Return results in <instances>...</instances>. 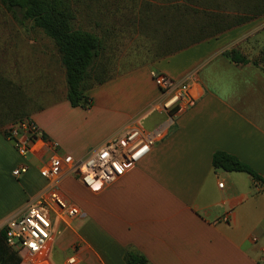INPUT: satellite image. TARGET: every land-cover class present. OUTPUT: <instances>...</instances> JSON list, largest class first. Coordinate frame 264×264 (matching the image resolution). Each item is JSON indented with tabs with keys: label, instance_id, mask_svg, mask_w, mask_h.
<instances>
[{
	"label": "crops",
	"instance_id": "crops-1",
	"mask_svg": "<svg viewBox=\"0 0 264 264\" xmlns=\"http://www.w3.org/2000/svg\"><path fill=\"white\" fill-rule=\"evenodd\" d=\"M263 47L261 16L151 63L110 73L87 92L89 109L70 106L62 69V99L25 112L45 135L31 143L19 137L30 147L26 157L3 134L12 121L4 117L0 230L51 189L39 175L50 155L47 142L58 143V155L76 161L124 126L151 131L163 122L164 115L152 109L161 99L150 76L155 71L188 81L192 105L175 116L144 159L110 185L89 190L62 172L57 183L80 215L69 222L54 217L68 228L52 227L47 259L53 264L55 252L60 264L73 258L74 264H125V252L133 251L148 264H264V184L212 167L213 154L224 152L264 179V58L253 66L223 56L238 49L246 59L260 60ZM21 167L26 173L14 177Z\"/></svg>",
	"mask_w": 264,
	"mask_h": 264
},
{
	"label": "rangeland",
	"instance_id": "rangeland-1",
	"mask_svg": "<svg viewBox=\"0 0 264 264\" xmlns=\"http://www.w3.org/2000/svg\"><path fill=\"white\" fill-rule=\"evenodd\" d=\"M69 1L74 27L103 41L100 62L105 75L151 63L191 41V32L185 33L207 20L202 13H224L232 22L233 16H251L263 9L255 6L262 0H189L186 5L194 13L182 11L185 0ZM64 89L56 46L31 22L22 21L0 3V125L4 117L13 120L61 100ZM54 219V228H68ZM51 261L60 264V255L53 252ZM20 264H25L22 258Z\"/></svg>",
	"mask_w": 264,
	"mask_h": 264
},
{
	"label": "built area",
	"instance_id": "built-area-1",
	"mask_svg": "<svg viewBox=\"0 0 264 264\" xmlns=\"http://www.w3.org/2000/svg\"><path fill=\"white\" fill-rule=\"evenodd\" d=\"M150 76L161 92V99L152 105V109L164 115L163 122L153 130L145 131L133 125L124 126L96 150L76 161L69 155H58V143L47 142L50 155L46 165L39 170V175L52 183L51 189L4 226L7 246L16 250L25 263L50 264L45 252L52 239L53 218L69 222L80 215L78 206L67 199L57 183L63 171H69L89 190L110 185L144 159L155 144L165 137L175 116L192 105L188 81H173L155 71H151ZM4 135L14 143V148L21 157L30 153L27 142L45 138L32 118L11 123L4 129ZM21 136L27 142L20 143ZM26 171V167H21L14 170L12 175L19 177ZM219 186L222 187L221 184ZM74 262L73 258L67 263Z\"/></svg>",
	"mask_w": 264,
	"mask_h": 264
},
{
	"label": "trees",
	"instance_id": "trees-1",
	"mask_svg": "<svg viewBox=\"0 0 264 264\" xmlns=\"http://www.w3.org/2000/svg\"><path fill=\"white\" fill-rule=\"evenodd\" d=\"M185 0L182 4L184 13L195 12L190 9ZM1 5L14 14L19 15L21 20L31 22L32 26L39 29L56 46L60 58L61 67L64 70L66 83V100L73 108L89 109L92 105L87 92L93 86L100 85L109 79L105 66L100 62L103 52V41L95 33L74 27L75 15L69 0H0ZM262 5L263 9L251 16L241 15L231 17L227 14L213 15L202 13L207 20L193 30L189 35L191 41L181 44L173 52L186 49L195 44L204 42L218 36L232 28L241 26L258 17L264 16V0L256 4ZM190 9V10H189ZM196 36V37H195ZM235 64H252L257 66L264 58V47L259 53L260 60H248L238 49H231L223 53ZM264 72V69H263ZM28 116H20L11 121L15 123ZM4 125H0V128ZM4 134V131H3ZM212 167L227 173H244L251 177L254 182L264 184V179L254 172L249 166L240 162L236 157L224 152H216L212 156ZM125 264H148L146 258L136 252L126 251L124 254ZM21 257L18 252L7 246L4 227L0 230V264H20Z\"/></svg>",
	"mask_w": 264,
	"mask_h": 264
}]
</instances>
